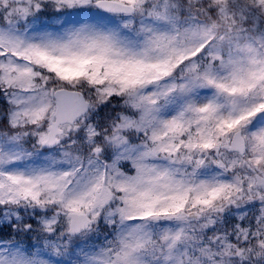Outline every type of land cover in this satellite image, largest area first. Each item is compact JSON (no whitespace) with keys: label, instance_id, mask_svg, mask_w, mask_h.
I'll use <instances>...</instances> for the list:
<instances>
[{"label":"snow or ice","instance_id":"snow-or-ice-1","mask_svg":"<svg viewBox=\"0 0 264 264\" xmlns=\"http://www.w3.org/2000/svg\"><path fill=\"white\" fill-rule=\"evenodd\" d=\"M0 264H264V0H0Z\"/></svg>","mask_w":264,"mask_h":264}]
</instances>
